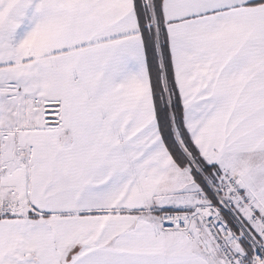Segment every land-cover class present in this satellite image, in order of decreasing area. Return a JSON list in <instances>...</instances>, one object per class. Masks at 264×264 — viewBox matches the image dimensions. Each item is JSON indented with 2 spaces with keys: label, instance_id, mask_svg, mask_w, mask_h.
<instances>
[{
  "label": "snow or ice",
  "instance_id": "1",
  "mask_svg": "<svg viewBox=\"0 0 264 264\" xmlns=\"http://www.w3.org/2000/svg\"><path fill=\"white\" fill-rule=\"evenodd\" d=\"M0 264H264V0H0Z\"/></svg>",
  "mask_w": 264,
  "mask_h": 264
}]
</instances>
